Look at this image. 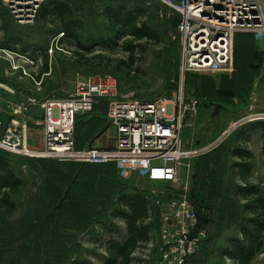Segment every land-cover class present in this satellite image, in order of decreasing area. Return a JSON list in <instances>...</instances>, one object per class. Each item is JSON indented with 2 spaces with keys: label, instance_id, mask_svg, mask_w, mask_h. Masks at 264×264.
<instances>
[{
  "label": "rangeland",
  "instance_id": "1",
  "mask_svg": "<svg viewBox=\"0 0 264 264\" xmlns=\"http://www.w3.org/2000/svg\"><path fill=\"white\" fill-rule=\"evenodd\" d=\"M48 1L53 0H43L41 5ZM7 2L0 0V16L4 17L0 27L6 23L8 29L6 33L0 32V45L7 48L0 50L15 57L14 53L41 56L44 51L50 55L49 50L52 49L53 57L51 77L44 79L49 84L48 92L45 89L41 91L42 88L35 90L33 93L39 95L37 99L36 94L34 96L30 92L14 95L0 87V107L3 109L8 102L22 100L20 97L32 96L41 102L65 100L77 80L111 78L120 100H168L176 95L180 85V19L160 2L70 0L73 17L80 26L77 35L82 49L73 41L53 39L58 34L57 23H41L37 18L32 23L20 22ZM120 6L128 10H143L145 15L140 24L155 33L159 40L158 44L141 43L145 53L135 55L132 66L128 54L120 48L122 40L111 38L104 17L107 7ZM239 34L243 33H238L233 43V66L239 41H249ZM246 36L252 37V34ZM14 41H20L22 46H16ZM108 43L110 47L99 46ZM258 47L263 48V43ZM4 61L8 60L2 57L0 73L10 70L9 63ZM16 64L20 69L13 70V73L22 75L23 70L29 71L21 60ZM230 75L188 73L183 78V93L198 101L201 118L193 128V122L190 123L191 131L186 130L187 127L183 129L182 141L187 131L192 133L188 132V137H194V143L197 139L199 141L186 151L215 143L229 124L241 119L242 115L264 113L256 94L262 89L256 80L250 85L244 104L248 83H236L235 104L215 95L214 89L220 84L221 77ZM260 75L264 76V67L260 69ZM253 95L256 100L252 104ZM108 104V99H101L93 113L77 117L74 129L77 147L95 145L109 149L114 146L115 129L105 118ZM240 109L247 111L241 113ZM42 116L39 108L32 109V120H41ZM4 118L0 128L5 126L7 113ZM41 134L43 139V132ZM236 146L235 139L229 136L210 153L197 154L185 160L176 183L150 182L148 166L144 163H73L18 157L0 150V154L8 159L10 170L25 185L9 201L14 210H0V264H71L75 260L104 264L103 260L108 257L106 242L110 234L119 240L125 234L123 221L112 217L113 212L120 209L118 199L122 195L142 196L154 210L146 223L151 241L135 252L130 264L175 263L177 255L170 254L166 242L169 234L165 236L162 233V219L168 214L170 205H179L182 200L187 201L190 210L198 214L205 237L181 264H231L220 257L221 249L227 246V239L239 235V226L245 218L243 204L233 197V190L241 184L230 170L234 162L230 152ZM261 164L257 166L254 178L264 183V164ZM262 191L264 194V186ZM101 226L108 231H103ZM252 264H264V247Z\"/></svg>",
  "mask_w": 264,
  "mask_h": 264
},
{
  "label": "built area",
  "instance_id": "2",
  "mask_svg": "<svg viewBox=\"0 0 264 264\" xmlns=\"http://www.w3.org/2000/svg\"><path fill=\"white\" fill-rule=\"evenodd\" d=\"M12 13L20 22L32 23L38 15L43 0H8ZM170 8L180 19V85L176 95L168 100L140 102L117 98L112 79L77 80L65 100L38 101L32 96L20 97L18 102L4 105L7 121L0 139V150L18 157L46 159L73 163H144L148 166L147 178L155 183H176L185 160L194 155L208 154L223 140L243 125L261 120L264 113L242 115L230 123L221 139L193 151L182 147V132L199 114L196 99L183 93L182 81L186 74L217 75L233 72L232 53L234 38L238 33H249L264 41V0H156ZM63 35V34H62ZM60 35V37L62 36ZM52 54V49L49 50ZM0 51V59L12 63L13 70L21 60L36 90L43 79L33 77L41 66V57ZM16 61V62H15ZM34 69V70H33ZM36 69V70H35ZM108 83V84H106ZM2 89L14 94L7 87ZM101 99H108L106 120L115 129V144L104 149L95 145L77 148L74 129L78 116L93 113ZM256 98L253 95L252 104ZM39 108L41 120H32V109ZM7 110V112L5 111ZM35 123L43 132L40 148H32L29 124ZM163 217L162 233L167 237L170 254H176L175 263L185 261L194 252L203 237L198 214L190 210L187 201L170 205Z\"/></svg>",
  "mask_w": 264,
  "mask_h": 264
},
{
  "label": "trees",
  "instance_id": "3",
  "mask_svg": "<svg viewBox=\"0 0 264 264\" xmlns=\"http://www.w3.org/2000/svg\"><path fill=\"white\" fill-rule=\"evenodd\" d=\"M144 15L145 12L143 10H127L123 6L118 8L107 7L104 11L110 36L113 40H122L120 48L128 54L131 66L134 64L135 55L145 53V49L140 46L141 43H159L156 34L140 24ZM3 18V16H0V23H2ZM37 19L41 23L59 24L58 34L56 35L57 41L73 40L78 48H83L77 35L80 26L78 21L74 19L72 10L67 3L56 0L48 1V3L41 5L39 8ZM3 24L0 27V32L6 33L8 30L7 25L6 23ZM61 33L63 35L60 37L59 34ZM13 43L16 46H22L20 41H14ZM99 46L107 48L110 47V44H101ZM0 49L7 48L5 45H0ZM41 55L44 58L43 70L47 72L48 56L46 51L41 53ZM250 126L258 128L262 132V151L264 154V121L249 122L242 127L245 129ZM243 128H239V131H241H238L237 137L246 141L247 138H245ZM231 154L232 157H236L239 160L231 164V174L243 183L242 186H238L233 190V197L243 204L242 213L245 218L238 229L239 237L227 239V246L221 249L220 257L231 264H252L255 257L261 253L264 247V195L260 186L252 182V170L254 168L252 154L244 148H233ZM24 186L21 180L10 170L8 159L0 154V210L4 208L13 211V204L9 201L12 196L18 195ZM118 203L120 209L115 210L112 217L123 221L125 234L120 240L115 239L110 234L111 237L106 242L108 257L103 260L104 264H130L134 260L133 255L135 252L151 241L150 229L146 223L154 210L148 200L138 195H122L118 199ZM101 228L103 231H108L104 230L102 226ZM71 264L89 263L75 260Z\"/></svg>",
  "mask_w": 264,
  "mask_h": 264
},
{
  "label": "crops",
  "instance_id": "4",
  "mask_svg": "<svg viewBox=\"0 0 264 264\" xmlns=\"http://www.w3.org/2000/svg\"><path fill=\"white\" fill-rule=\"evenodd\" d=\"M63 2L67 3L69 5V7L71 8V4L69 3L70 0H65ZM247 34H249V33L239 34L240 37L248 38L249 41H246L245 39H243L245 41H239L241 43L237 47L235 62L233 63L234 66H233L232 75H230L228 77L221 78L219 80L220 84L217 87H215L214 92H215L216 96L221 97L223 99L230 100L233 104H235V101H236V98H235L236 97V87H235L236 83L237 82H239L241 84L242 83L243 84L248 83L249 89H248L247 93L244 95L243 102H242L244 104V102L247 101L246 99H247L249 90L251 88L250 85H252L253 81L256 80L255 83H258L257 86L260 85V87L262 89V90L260 89L261 91L259 90L260 92L256 91V94L258 96V102L260 103L261 112L262 111L264 112V76L260 75V69L262 67H264V47L263 48L258 47V46H260L261 43H263V46H264V41H262L261 39L257 38L254 35H252V37L246 36ZM59 35H62V33ZM53 39H56V36ZM253 40H255V41H253ZM64 41H73V40L66 39ZM0 51H4V50H0ZM14 54H18V53H14ZM18 55H20V54H18ZM24 55H27L31 58H33L35 56L41 57V60H42L41 66H39V68L36 71V74H34L33 77H35L37 80L43 79V83L41 85V88H42L41 91H43L45 89V92L47 93L48 88H49V84H46L47 80L44 82V79L51 77V73H52L51 62H52L53 56L47 54V56H48V71L45 72L43 70L44 58L42 55L41 56L40 55H31L30 53H25ZM4 62L9 63L10 70H5V71H2L0 73L1 84L7 86V88L9 87L8 89L11 92H14L15 94H17L18 92H23V93L29 94V92H30V93H32V95L35 96L36 93L34 94L33 92H35L36 89L34 87L32 80L28 77L26 78V76L23 77L22 75H17L15 73H13L14 71H13L12 63L9 61H4ZM14 76H16V77H14ZM241 84H239V85H241ZM29 86H30V89H29ZM253 92H255V91L253 90ZM4 94H7V93H4ZM37 94H36V97L38 99L39 95H37ZM213 105L214 104H212V106ZM215 108H216V105H215ZM240 110L242 111L241 113H244L247 111V110L244 111L242 109H240ZM232 112H234V110ZM238 112H239V109H238ZM199 114H200V111H199ZM199 114H198L197 118L193 121L192 128L196 125L197 121H199L201 119L199 117ZM4 116L6 117L4 109L2 107H0V123H2V124L4 123V119H5ZM29 126H31V127H29L30 146L34 149L40 148L42 146V143H43L41 130L39 127H37L35 125V123H30ZM253 126H250L248 128H245V129L243 127H241L244 129V130L243 129L242 130L245 132L244 135H245V138H247L246 141H244L243 139H239L237 137L238 133L241 131V130L239 131V129L237 131H235L231 136L233 137V139H235V142L237 143V146L234 148H242V149L244 148L245 150H247L249 153L252 154L253 164H254V168L252 170V182L254 184L259 185L261 188V191H262V187L264 186V183H262L261 181H255V178H254L257 166L261 163L264 164V154L262 151V147H263L262 132L258 128H254ZM1 127L2 128H0V136L3 133V125ZM251 127H253V128L250 129ZM186 130H190V128L187 127ZM190 131H187V135L185 137V140L182 141V147L185 151L189 150V148L193 147L194 144L199 143L198 139L194 143V141L192 140V139H194V137H191V138L188 137L189 136L188 132L191 133ZM248 146H250L252 148L249 149ZM76 147H77V145H76ZM83 147L81 146V147H77V148H83ZM230 156L232 157L231 152H230ZM233 159H234L233 163H236L239 161L238 158H236V157H233ZM236 179L241 183L239 186H242L243 183L238 178H236ZM262 193H263V191H262Z\"/></svg>",
  "mask_w": 264,
  "mask_h": 264
}]
</instances>
